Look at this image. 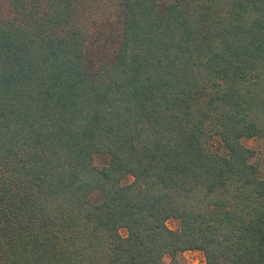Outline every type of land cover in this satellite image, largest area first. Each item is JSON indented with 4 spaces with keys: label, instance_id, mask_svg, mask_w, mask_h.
Listing matches in <instances>:
<instances>
[{
    "label": "trees",
    "instance_id": "16d2710c",
    "mask_svg": "<svg viewBox=\"0 0 264 264\" xmlns=\"http://www.w3.org/2000/svg\"><path fill=\"white\" fill-rule=\"evenodd\" d=\"M6 1L0 264H264V0H125L94 77L76 0Z\"/></svg>",
    "mask_w": 264,
    "mask_h": 264
},
{
    "label": "rangeland",
    "instance_id": "374dc122",
    "mask_svg": "<svg viewBox=\"0 0 264 264\" xmlns=\"http://www.w3.org/2000/svg\"><path fill=\"white\" fill-rule=\"evenodd\" d=\"M125 0H76L75 6L78 9L75 24L80 26L85 36V56L86 65L89 72L94 77L99 75L106 64H110L120 48L124 29V7ZM175 0H161V9H165ZM6 0H0V6L5 7ZM100 72V73H99ZM244 145L255 151L253 162L260 165L261 175L264 177V137L244 140ZM210 148L221 155L226 154V150L219 137H214L210 142ZM107 155H96L95 165L102 168L109 164ZM132 178L129 179V182ZM168 226L173 231H179L180 222L171 219ZM123 237L127 236L125 230L122 231ZM197 258L203 264L204 255L197 254L193 256L189 253L178 256L181 264H193ZM170 261V257L165 259Z\"/></svg>",
    "mask_w": 264,
    "mask_h": 264
},
{
    "label": "built area",
    "instance_id": "2783aa9c",
    "mask_svg": "<svg viewBox=\"0 0 264 264\" xmlns=\"http://www.w3.org/2000/svg\"><path fill=\"white\" fill-rule=\"evenodd\" d=\"M187 253H189L190 255L192 254L193 256H195V255H197V254H201V255H203V253L202 252H187ZM204 261H203V264H206V260H205V257H204V259H203ZM201 262V260L199 259V258H197L195 261H193V264H199Z\"/></svg>",
    "mask_w": 264,
    "mask_h": 264
}]
</instances>
